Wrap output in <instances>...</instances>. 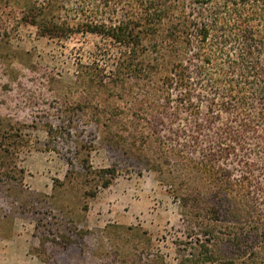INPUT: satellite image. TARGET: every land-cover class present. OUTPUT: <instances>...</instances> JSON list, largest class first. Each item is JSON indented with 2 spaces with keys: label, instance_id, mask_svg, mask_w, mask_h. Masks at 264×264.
I'll use <instances>...</instances> for the list:
<instances>
[{
  "label": "trees",
  "instance_id": "16d2710c",
  "mask_svg": "<svg viewBox=\"0 0 264 264\" xmlns=\"http://www.w3.org/2000/svg\"><path fill=\"white\" fill-rule=\"evenodd\" d=\"M0 2V40L22 24L50 39L103 38L86 69L91 82L128 91L131 120L124 107H85L91 142L136 153L166 180L198 236L177 264H264V0ZM116 168L92 173L97 185Z\"/></svg>",
  "mask_w": 264,
  "mask_h": 264
},
{
  "label": "rangeland",
  "instance_id": "374dc122",
  "mask_svg": "<svg viewBox=\"0 0 264 264\" xmlns=\"http://www.w3.org/2000/svg\"><path fill=\"white\" fill-rule=\"evenodd\" d=\"M104 42L87 32L50 39L24 24L0 40V264H177L198 238L136 153L91 142L85 107H124L123 123L131 120L128 91L91 82L86 69ZM115 166L110 185L98 186L92 173Z\"/></svg>",
  "mask_w": 264,
  "mask_h": 264
}]
</instances>
